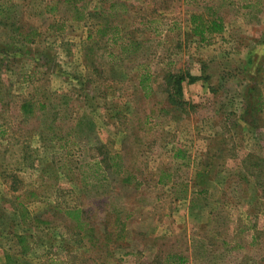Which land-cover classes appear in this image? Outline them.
Returning a JSON list of instances; mask_svg holds the SVG:
<instances>
[{
	"label": "rangeland",
	"instance_id": "obj_1",
	"mask_svg": "<svg viewBox=\"0 0 264 264\" xmlns=\"http://www.w3.org/2000/svg\"><path fill=\"white\" fill-rule=\"evenodd\" d=\"M53 1L0 0L10 5L0 23V264L5 254L264 264V109L241 119L257 95L264 104V0H231L217 12L223 32L204 43L191 36L193 7L182 0H77L91 13L116 1L117 38L136 50L106 42L110 33L101 39V19L71 21L65 5L47 13ZM178 75L182 103L171 105L165 77ZM42 97L43 112L20 117L22 99ZM103 152L119 156V173L93 165ZM206 192L212 215L201 209ZM76 207L80 229L63 214ZM15 234L31 236L24 252Z\"/></svg>",
	"mask_w": 264,
	"mask_h": 264
},
{
	"label": "trees",
	"instance_id": "obj_2",
	"mask_svg": "<svg viewBox=\"0 0 264 264\" xmlns=\"http://www.w3.org/2000/svg\"><path fill=\"white\" fill-rule=\"evenodd\" d=\"M219 3H214L215 1L212 2H206L204 0H182L183 3H190L191 6L193 7V11L189 13L188 16V24H189V32L192 37L197 39L198 43H204L206 42L210 37L214 35H219L223 32L224 30V24L222 18L218 15V10L221 9L224 6H228L232 4L231 0H218ZM49 2H52V0H49ZM54 2V1H53ZM117 2L112 1L106 5V8H104L100 12H88L85 9L81 7V5L77 4V0H58L54 2L53 5L49 6L46 5L45 11L50 14H54L57 11V5H65L69 9V20L74 21V22H86L89 18L95 17L98 20H102V29L98 30V35L101 36L100 38H104V33H110V39H107L106 42L108 41H113L115 44L117 40L122 41V37H118V26L115 24V17L116 13L114 10V7L116 6ZM8 4H2L0 5V23L3 21V16H5L4 13V7L9 8ZM241 8H250L248 4L241 5ZM6 8V9H7ZM7 21V20H6ZM101 33V34H100ZM18 34L21 35L20 40L22 41L21 43L27 44L30 43L33 40L32 34H25L22 35L18 31ZM91 39V33L90 31L88 32L86 36V40ZM124 41V39H123ZM127 43V45L133 46L134 50L138 48V43L132 42V40H126L124 41ZM32 43V42H31ZM122 44V43H121ZM91 54H94L93 48L88 49V52ZM3 57V56H2ZM2 57H0V64H2L3 60ZM149 74L147 72H143L140 77L138 78L137 86L139 89L143 90L145 88V84L147 80L149 79ZM165 81L167 84H170L172 86L170 90L167 92V101L171 105H179L181 103L176 100L177 97H179L180 92H181V86L180 84L182 83V77L181 76H174V77H165ZM2 87V86H0ZM260 98L259 95H257V101L250 105L249 109L244 110V113H242L241 119L245 120V118H248L249 116L251 118H254L255 114L261 110L264 109V104L259 100ZM2 99V98H1ZM43 100H33L31 98L28 99H22L19 102L18 105V111L20 113V117L22 118H30L33 115L37 114L38 112H43L46 109V103L45 99L42 97ZM54 119H52L53 121ZM55 132V131H54ZM212 148H208L207 151H211ZM212 151H216L214 148ZM32 158V156H29V158ZM175 157V155H174ZM213 158V156L208 157V160L206 162H203V165H199L200 168L199 173H196V175L200 178L199 181L203 179L204 176H207V173H210L212 171L211 165H210V159ZM23 159L27 160L28 156L24 157ZM32 163V162H31ZM31 163L29 166H31ZM93 165L97 168L100 169L102 172H105L106 170H113L117 173H119L122 170V165L120 162V158L118 155H109L107 152H103L100 154V158L95 160ZM194 183V178L193 181ZM125 183H129L127 179H125ZM157 183H160L159 179L157 180ZM195 184V183H194ZM10 191H14L11 186L8 187ZM205 191L204 189H201L199 192L202 193ZM24 197H29V199L32 197H35V194L33 192H28L27 194L24 195ZM63 214L78 223V229L81 228V225H84L83 220L80 219L81 216V210L76 208L72 209H65L63 211ZM4 216H6L4 214ZM7 224H10L8 226L12 227L13 222L10 219H6ZM80 227V228H79ZM15 243L17 247L19 248L20 252L25 251V245L24 243L27 242L28 239H31L30 235L27 234H15L14 235ZM185 263V258L177 255V254H166L164 256L163 264H184ZM2 264H66L65 262L58 261V260H48L44 263H30L26 261H20L18 259H15L11 257L10 255H4L3 256V261Z\"/></svg>",
	"mask_w": 264,
	"mask_h": 264
},
{
	"label": "crops",
	"instance_id": "obj_3",
	"mask_svg": "<svg viewBox=\"0 0 264 264\" xmlns=\"http://www.w3.org/2000/svg\"><path fill=\"white\" fill-rule=\"evenodd\" d=\"M204 189H206V187H204ZM210 194L211 193L206 192V196L204 197V201H203V203L201 205V209H203L205 215H210V214L212 215V209L210 208L211 204L208 202Z\"/></svg>",
	"mask_w": 264,
	"mask_h": 264
}]
</instances>
